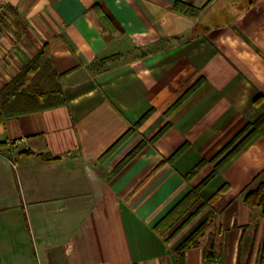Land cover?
Returning <instances> with one entry per match:
<instances>
[{
	"label": "crops",
	"instance_id": "1",
	"mask_svg": "<svg viewBox=\"0 0 264 264\" xmlns=\"http://www.w3.org/2000/svg\"><path fill=\"white\" fill-rule=\"evenodd\" d=\"M5 1L0 90L46 43L62 93L0 108V264H260L264 218L243 197L264 178V122L197 216L172 239L186 216L154 226L213 164L186 175L264 114V0Z\"/></svg>",
	"mask_w": 264,
	"mask_h": 264
},
{
	"label": "trees",
	"instance_id": "2",
	"mask_svg": "<svg viewBox=\"0 0 264 264\" xmlns=\"http://www.w3.org/2000/svg\"><path fill=\"white\" fill-rule=\"evenodd\" d=\"M180 2L177 1L175 7H179ZM94 9L101 13L98 6ZM188 10V9H187ZM102 14V13H101ZM192 15V14H190ZM104 17V15H102ZM105 18V17H104ZM61 86L59 77L55 72L50 48L48 44L36 53L29 60L21 72L7 83L0 90V108L6 113V116L15 115V106L20 104L22 112H30L42 108L43 105L49 102H54L55 97L61 95ZM56 103V102H54ZM52 103V104H54ZM145 117V116H144ZM142 117V119L144 118ZM141 119V120H142ZM138 121L136 124H139ZM264 122V114L256 121L244 125L212 158L209 160L202 159L190 173L186 175L188 180H191L196 174L207 164L212 163V171L202 179L198 184L193 186L190 191L170 210L168 213L154 226V229L160 235L168 233L171 228L184 216L186 218L178 224L176 228L168 236L172 239L173 236L188 223L191 219L197 216L201 210L207 205V202L200 201V192L202 188L220 171L244 146H246L256 134L257 130ZM131 133L130 129L124 133L110 148L114 150L123 142ZM159 130L150 141H154L160 134ZM145 145V142H140L121 162L119 167L125 165L132 157H134ZM178 149L175 154L169 159L173 160L180 152ZM227 189L224 185L212 197L211 201L215 200L220 194ZM243 202L249 207H261L264 214V178L253 188L249 189L243 197ZM196 206L193 209V207ZM192 210V211H191ZM191 211V212H190ZM188 212H190L188 214ZM205 229V223H201L177 248V252H182L185 248L202 233ZM214 257V242L209 241L203 250V258L205 262H210ZM264 260V245L261 254V263Z\"/></svg>",
	"mask_w": 264,
	"mask_h": 264
},
{
	"label": "built area",
	"instance_id": "3",
	"mask_svg": "<svg viewBox=\"0 0 264 264\" xmlns=\"http://www.w3.org/2000/svg\"><path fill=\"white\" fill-rule=\"evenodd\" d=\"M7 2L5 0H0V26L5 23V16L7 12ZM213 264H217V261H214Z\"/></svg>",
	"mask_w": 264,
	"mask_h": 264
},
{
	"label": "rangeland",
	"instance_id": "4",
	"mask_svg": "<svg viewBox=\"0 0 264 264\" xmlns=\"http://www.w3.org/2000/svg\"><path fill=\"white\" fill-rule=\"evenodd\" d=\"M258 208L261 209V214H262V216H263V218H264V214L262 213V208H261V207H258ZM263 231H264V230H263ZM263 231H261V233H263Z\"/></svg>",
	"mask_w": 264,
	"mask_h": 264
}]
</instances>
